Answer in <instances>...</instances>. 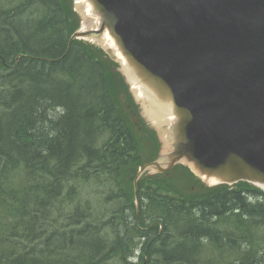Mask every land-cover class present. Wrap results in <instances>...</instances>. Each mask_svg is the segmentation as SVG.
Masks as SVG:
<instances>
[{
  "label": "trees",
  "instance_id": "trees-1",
  "mask_svg": "<svg viewBox=\"0 0 264 264\" xmlns=\"http://www.w3.org/2000/svg\"><path fill=\"white\" fill-rule=\"evenodd\" d=\"M63 2L0 0V264H45V253L46 264H131L121 257L141 237L136 264H264V193L251 186L143 179L136 210L143 162L116 97L123 81L93 47L67 51L79 21ZM99 199L100 215L90 206ZM208 246L214 254L201 258Z\"/></svg>",
  "mask_w": 264,
  "mask_h": 264
},
{
  "label": "water",
  "instance_id": "water-1",
  "mask_svg": "<svg viewBox=\"0 0 264 264\" xmlns=\"http://www.w3.org/2000/svg\"><path fill=\"white\" fill-rule=\"evenodd\" d=\"M71 1L79 25L69 43L114 64L138 107L134 123L155 141L135 193L141 179L175 167L206 188L264 190V0ZM135 83L154 98L162 125L147 116Z\"/></svg>",
  "mask_w": 264,
  "mask_h": 264
},
{
  "label": "bare ground",
  "instance_id": "bare-ground-1",
  "mask_svg": "<svg viewBox=\"0 0 264 264\" xmlns=\"http://www.w3.org/2000/svg\"><path fill=\"white\" fill-rule=\"evenodd\" d=\"M63 1V0H62ZM65 1L67 2V4L68 5H71V0H64V2L63 3H65ZM85 1V0H84ZM72 9H73V7H72ZM77 15H75V14H73V18L75 19V21L77 22V21H79V16H77ZM73 34V33H72ZM72 36V35H71ZM70 36V37H71ZM70 46H71V44L70 43H68V48H67V51L69 50V48H70ZM67 51H65V52H67ZM64 55V54H63ZM21 57H24V56H22V55H18L17 57H16V63H15V66L16 65H18V61H19V59L21 58ZM29 57H31L32 58V56H29ZM30 58V59H31ZM33 59V58H32ZM56 61V60H55ZM14 66V67H15ZM114 77H117V75H114ZM136 84V83H135ZM137 85V87H134L133 89H134V92H135V95H136V97L138 98V99H140V102H142L141 100L142 99H145L146 100V102H143L144 103V105H147V107H145V111H146V114H147V116L148 117H150L151 119H153V121L155 122V123H157L158 125H162V121H156L157 120V114H156V112L154 111L155 109L154 108H156L157 109V104H156V106H155V104H154V98L149 94V91L148 90H146V89H144L143 87H141L139 84H136ZM154 107V108H153ZM168 111H170L169 110V108H168ZM169 118H171L172 119V117L170 116ZM168 118V119H169ZM173 120V119H172ZM17 171H18V168H17ZM16 173H18V172H16ZM19 176H21V178H23L22 179V184H30V183H26L25 181H26V179H25V177L27 176L26 175V173L25 172H20L19 173ZM25 179V180H24ZM91 203V202H90ZM102 209H104V206H100ZM86 208V203H83V204H80V203H78V204H76V205H72V207L70 208L71 209V212L73 213V212H75V213H78L79 211H80V209H85ZM97 214H99V213H97ZM100 215V214H99ZM71 216L72 215H65V218H63L64 220H71ZM64 222V221H63ZM94 223V222H93ZM70 226L68 225V223L67 222H65V223H63V226H60V227H55L56 228V232L57 231H61L62 232V230H65V229H67V228H69ZM73 230H77V228L76 227H74L73 228ZM70 233H72V231H69L67 234H70ZM213 233V232H212ZM145 239L143 238V237H141V238H135V241H136V243L138 244L137 246L136 245H133V247H132V249H130V251H129V253H126L125 252V254H124V256H122L121 257V260H123L124 258L125 259H127V260H129V261H131L130 263L131 264H136L139 260H137V258H138V256L141 254H144V250H143V243L146 241H144ZM196 247H197V249H200V247H201V242H199L198 244L196 243ZM204 251H205V248L203 249ZM71 252V249H69V253ZM131 252H134L130 257H129V255H130V253ZM144 256V255H143ZM130 258V259H129ZM57 259H59V257H54V260H57ZM145 259H146V257H145ZM195 259L198 261V262H200L196 257H195ZM122 264L124 263V262H121ZM142 263H144V262H142ZM110 264H113L112 262H110ZM114 264H116V263H114Z\"/></svg>",
  "mask_w": 264,
  "mask_h": 264
},
{
  "label": "rangeland",
  "instance_id": "rangeland-1",
  "mask_svg": "<svg viewBox=\"0 0 264 264\" xmlns=\"http://www.w3.org/2000/svg\"><path fill=\"white\" fill-rule=\"evenodd\" d=\"M117 92V91H116ZM118 93V92H117ZM116 93V94H117ZM140 145V147H141V152H144L145 153V146L143 145V144H139ZM80 199L83 201V199L84 200H86V199H88L87 198V196L83 193V194H81V197H80ZM99 202H105V200H100L99 199V201H95V202H91V204H90V206L94 209V211L95 212H97V210H98V212L97 213H102V211H103V209L100 207V206H103V204L102 203H99ZM82 203H84V202H82ZM81 203V204H82ZM86 207H87V205H86ZM205 248V253H203V254H201L200 256H201V258H205V259H207L206 257H208L210 254H214L213 253V249L211 248V247H204ZM213 256V255H212ZM212 256H210V257H212ZM223 256V255H222ZM41 259H43V261H44V263L46 264L48 261L49 262H51L52 261V259H53V257L51 256V255H48V253H45L44 255H42L41 256ZM208 261V260H207Z\"/></svg>",
  "mask_w": 264,
  "mask_h": 264
}]
</instances>
